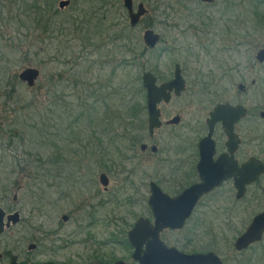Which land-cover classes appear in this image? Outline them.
<instances>
[{"label": "rangeland", "instance_id": "obj_1", "mask_svg": "<svg viewBox=\"0 0 264 264\" xmlns=\"http://www.w3.org/2000/svg\"><path fill=\"white\" fill-rule=\"evenodd\" d=\"M35 1L0 0V81L6 79L5 73L9 75L7 79L12 80L14 76L18 79V75L29 67L41 71L33 88L16 81L15 91L18 95L15 97L7 96V82H0V200L7 213L19 211L21 215V222L2 234L0 255L3 257L0 264H9L11 255H17L20 264L50 261L56 264H114L119 260L138 264L132 259L134 249L128 241V232L140 217L152 223L154 221L148 206L150 182H156L172 196L171 188L177 187L176 182L181 183L182 178L168 176V169L163 167L160 170L166 171L159 175L157 163L162 157L142 155L139 149H133L132 142L121 146L125 151L123 156L133 157L131 161L111 152L116 157V167L112 171L101 168L99 162L96 165L94 162L98 158L92 156L94 150H91L95 135L102 132L96 122L101 121L103 104L120 105L122 95H118L113 85L119 88L121 84H128L136 89L133 93H137V100L145 105L143 72L155 73L161 84L173 78L175 63L184 62L186 91L181 97H173L169 104L162 105L163 121L180 116L181 124L165 126L157 131L156 141L167 146L178 137L195 138L197 128L205 121L210 106L241 100L246 103L250 115L257 118L256 127L262 132V140L255 144L254 155L263 160L264 122L259 112L264 108V65H256L255 70L246 77L242 65L246 66L249 60L252 65L253 61L256 63L255 55L258 49L264 47V31L254 34L249 28L254 10L264 11V4H261V0H217L212 6L193 3V0H134L135 7L143 3L148 14L138 27L125 33L127 35L123 41L111 42L109 39L116 31L110 25H115L117 29L116 25L124 24L127 19L123 0H70L71 5L66 9L59 8L62 0H39L41 10L46 12L40 26L36 22V12L32 10ZM72 20H84L85 25V21H92L89 34L92 44L85 41L82 30L70 24ZM101 20L105 30L100 32L95 27L96 22ZM127 22L130 26L129 19ZM234 24L240 41L236 51L214 55L212 48L209 49L211 53L207 54L202 34L207 30L205 28L211 26V31L219 29L225 34L224 30L233 28ZM47 25L51 29L47 28L49 32L41 37L44 41L40 42V33H35L34 29L39 28L41 32L42 27ZM118 27L120 30L121 27ZM148 28L162 36V42L155 52L146 50L143 41V34ZM245 36L249 37V47L241 44ZM39 50L43 52L37 55ZM55 52L60 57L62 55L66 63L64 66L53 62ZM50 61L53 63L50 64ZM57 68L64 70V83L58 89L60 93L63 92V99L70 103V115L65 113L64 102L60 108L56 98L49 95L44 87L46 75ZM208 71H212L214 78L221 81L200 78L202 74L207 76ZM87 79L88 84H96V90L109 85L112 87L88 96L75 87L76 82L80 85L81 80ZM252 80L256 81L254 85ZM241 85L248 88L245 95L240 93ZM211 89L216 92L211 93ZM103 96L106 98L103 99ZM98 97L99 102L95 104L97 111L92 117L96 124L93 130L86 111ZM33 99L38 109L43 108L44 117L51 109L55 111V118L56 115L62 117L64 124L61 128L69 124L65 132L69 141L61 147L69 143V148L64 149L71 154L63 156V150L58 154L51 146L43 154L44 163L48 159L53 160V155L63 156L62 173L56 165L38 162L35 153H32L35 161L31 163L30 159L27 171L21 172L22 167L16 166L15 159H27L25 151H29V143L22 146L18 137L11 136L10 129L16 128L15 133L26 130L30 134L31 128L25 122H30L29 117L33 114ZM20 107L29 110L16 114ZM38 109L35 111L37 116ZM77 115L80 117L76 121ZM46 117L49 118V115ZM140 119L142 122L136 127L138 135L147 127V111ZM13 120L16 125H13ZM54 133L57 135L56 129ZM52 139L55 142L56 136H52ZM27 141L26 138L25 143ZM244 148L248 151L247 145ZM76 150L82 157L72 155ZM86 150L89 152L87 157L84 154ZM249 155H252V151ZM121 167L122 172L117 174ZM49 169H52L50 176ZM102 172L110 176L108 190H104L99 182ZM263 182L264 176L248 187L245 198L240 201L236 200L233 185H224L220 191L199 203L183 230H165L161 239L169 247H176L186 254L203 253V245L210 243L214 246L211 251L219 254L225 264H245L244 260L247 264L253 263L248 260L249 257H238L233 245L253 217L264 209ZM63 215L69 217L68 222L62 220ZM212 239L214 241L211 243ZM30 244H35L36 249L29 251ZM263 255L256 257L254 263L257 264Z\"/></svg>", "mask_w": 264, "mask_h": 264}, {"label": "water", "instance_id": "obj_2", "mask_svg": "<svg viewBox=\"0 0 264 264\" xmlns=\"http://www.w3.org/2000/svg\"><path fill=\"white\" fill-rule=\"evenodd\" d=\"M199 1L212 2L214 0ZM134 4V0H123V7L127 11L131 28H136L141 19L148 14V9L143 3H139L136 7ZM69 5V0H62L59 3V8L64 9ZM143 41L149 49H154L160 43L161 35L153 29H148L143 34ZM255 58L259 63L264 64V48L257 51ZM40 76L39 69L29 67L19 74V79L27 83L29 87H34ZM142 84L146 90L148 131L150 135H153L154 131L160 129L163 125L159 106L162 103H169L172 94L176 97L181 96L186 91L187 83L182 76L180 65L177 64L173 79L159 84L157 77L152 72L147 71L142 75ZM247 113L245 106H233L230 103L218 104L210 113V118L207 121L209 133L202 138L199 145V182L194 183L176 197H171L163 192L156 183L151 182L148 206L151 209L154 221L152 223L149 219L140 217L128 232V241L134 249L132 259L138 264H224L223 258L214 251L186 254L176 247H169L161 239V234L165 230L179 231L184 229L204 196L222 187L228 180H233L236 189V200L240 201L246 196L248 187L264 176V162L262 160L251 157L239 167L233 156L241 143L239 136L235 133V127L247 116ZM259 116L264 120V108ZM179 123L180 117L177 116L170 120L168 125ZM218 123L222 124L228 135L227 145L231 155H221L214 161L215 145L212 136ZM146 148L147 145L142 146V149ZM100 183L107 190L110 183L109 178L102 174ZM262 192L264 194V182ZM62 220L67 222L69 217L63 215ZM20 222V212L7 213L0 200V235L17 226ZM263 240L264 209L253 217L246 230L234 241L233 247L237 253H241L248 251L252 246L261 243ZM28 248L34 250L36 245L30 244ZM2 257L0 255V259ZM9 264H19L18 256L11 255ZM114 264L127 263L119 260Z\"/></svg>", "mask_w": 264, "mask_h": 264}, {"label": "flooded vegetation", "instance_id": "obj_3", "mask_svg": "<svg viewBox=\"0 0 264 264\" xmlns=\"http://www.w3.org/2000/svg\"><path fill=\"white\" fill-rule=\"evenodd\" d=\"M216 1L217 0H214L212 2H202V1H199V0H193L192 2L193 3H201V4L212 6V5H214L216 3ZM70 5H71V1H70ZM69 6H67L66 8H68ZM189 16L198 17L197 15H194V14H190ZM212 21H214V19ZM210 28H211V26H207L205 28L207 30H204L203 33H202L203 37H204V42L203 41L202 42H203L204 46L207 48V50H206L207 54L211 53L210 50L212 48L214 50V55L215 54L218 55L219 53L223 54L226 51H232L234 53L236 51V49L240 46L239 35L237 33H235V30H236L235 29V24H234L233 28L225 29L224 30L225 34L223 32H219V29L216 30V32H215V31H213V29L211 31ZM148 29H146V30H148ZM245 37L246 38L243 39L241 44L242 45H247V47H249L250 46L249 37L248 36H245ZM161 42H162V36H161L160 43ZM160 43L154 49H149L147 47L146 50L151 51V52H153V51L155 52V50H157V47L160 45ZM262 48H264V47H262ZM215 60H216V57L214 58V61ZM254 60L256 61V63L253 61V65L250 63V60H249L248 63H246V66L242 65V69L245 70V74H244L245 77L249 76L250 73L255 70V66L256 65H258V66H263L264 65V64L259 63L256 60V58ZM177 64L180 65L181 71H182V76L185 79V75L184 74H186V68H184L183 65L180 64V63H175L174 64V71H175V67H176ZM59 65L62 66V63L59 62ZM184 66H186V65L184 64ZM56 71L61 72V70L58 69V68L56 69ZM174 71H173V77H174ZM226 72L229 73V71H226ZM50 73H51V71L49 72V74L46 75V80H45L44 87L46 89V92L49 93V95H52V96L53 95H58L60 93V90L58 88L62 84V81H60L58 79V77L59 78L62 77V74L58 73V75L53 76V75H50ZM153 74L156 76L155 73H153ZM202 76L203 77H200V78H203L204 80L221 81V80H217L216 77L214 78L212 71H208V75L207 76L204 75V74H202ZM157 79H159V78L157 77ZM243 80H245V79H242V81ZM18 82H20L22 85H27L28 86L27 83H24V82H22L19 79V75H18ZM255 83H256V81L252 80V84L254 85ZM242 86H243V88H242ZM244 87H245V89H244ZM29 88H33V87H29ZM239 90H240L241 94L245 95L247 93V91H248V88L245 85H241L239 87ZM210 92L213 93V92H216V90L211 89ZM181 96H179V97H181ZM173 97L177 98L174 94H172L171 101L173 100ZM240 101L241 100H239L237 103H234V102H231V101L219 102V103H216L214 106L213 105L210 106L211 109L208 112V115H207L205 121L203 123L201 122L200 126H198V128H197L198 135L195 136V138L191 139V138H184V137L183 138H179L178 137L175 140H172V142L170 144H168L167 146H165V145L162 146L156 141L155 133L157 131L161 130L165 126H168V127L169 126H179L181 124V117L179 116L180 117V123L179 124L168 125V122L170 120H172L174 117L169 119L168 121L164 122L163 121V114H162L161 115V120L163 122V125H162V127L160 129L155 130L153 135H150V133L148 131V119H147V127L146 128L144 127L143 131L139 134V137H138V139L136 141V144L133 145V149L134 150L135 149L136 150L139 149L142 155L151 154L153 156L162 157L160 162L157 163V166H158L159 170H160L161 167H163L165 169H168L167 173H166V174H168V176H170L172 178H175V177L182 178L181 183L176 182L177 187H172L171 188L172 189V194H173L171 197L178 196L185 189H187L188 187H190L194 183L199 182V172H198V164L200 162V148H199V145H200V141L202 140V138L207 136L208 133H209V127L207 125V121L210 118V113L214 110V108L218 104L230 103L233 106L243 105V106H245L247 108V111H248L247 116L243 120H241L235 127V133L239 136V138L241 140V143H240L237 151L234 153L233 156H234V159L237 162L239 167L243 163L248 161L251 157H256L254 155V148H255V144L258 142V140H259V142L262 140V132H260L257 129V127H256L257 118H255V116L252 117L250 115V113H249V109H248L246 103H243V101H241V102ZM169 103H167V104H169ZM163 104L167 105L166 103H162L159 106V108L161 109V113H162V105ZM146 105H147V103H146ZM206 108H208V106ZM261 110H260V112H261ZM260 112H259V114H260ZM147 113H148V111H147ZM175 117H177V116H175ZM262 121L264 122V120H262ZM247 134H248V137H247ZM212 139H213L214 145H215L214 161H216L221 155H224V154L231 155L230 151H229V148H228V145H227V142H228L229 138H228V135L226 134V132H225V130H224V128H223L221 123H218L215 126ZM114 143L120 144L121 143V139H119V138L104 139V140L102 139V144H98L97 140L93 139V145H92V150L91 151L94 150V153L93 154L91 153V154H92V156L94 155V157L98 158L94 163L97 165V163L99 162L101 168H104L107 171H112L116 167V164L114 162V159L116 157L114 155H112L111 152H114V153L120 155L121 157L123 155H125V154H123L125 151L122 149V147H121L122 145L120 144V147H119V150L122 151V154H120L118 152V148L114 145ZM143 145H147V148L146 149H142ZM245 145L248 146V151L245 150V148H244ZM96 149H98V150H97V153L95 154ZM250 151H252V155H249ZM122 158L124 160H130L131 161V159L133 157L126 158V157L123 156ZM258 159H260V158H258ZM260 160H262V159H260ZM262 161L264 162V159ZM123 166H124V164L122 165V167ZM122 167H121L120 171L117 172V174L122 172ZM156 170H157V167H156L155 171ZM164 171H166V170H162V171L160 170L159 172L157 171V173L160 175ZM102 174H105L108 178L110 177V176L107 175V172H102L100 174V176ZM100 176H99V179H100ZM99 182H100V180H99ZM109 182H110V178H109ZM151 182H154V181H151ZM151 182H150V184H151ZM154 183H156V182H154ZM228 184H232L233 187H234V183H233L232 179L228 180L227 182H225L223 184V186L224 185H228ZM109 185H110V183H109ZM222 187L214 190L212 193L208 194L207 196L212 195V194L216 193L217 191H220V189ZM234 189H235V187H234ZM104 190H105V188H104ZM107 190H108V188H107ZM162 191H163V189H162ZM235 191H236V189H235ZM150 194H151V192H150ZM207 196H204V198L207 197ZM190 219L187 221V223L190 221ZM186 226H187V224H186ZM179 231H181V230H179ZM29 251H33V250H29ZM203 253H205V252H203ZM9 260H10V257H9ZM18 261H19V258H18ZM19 264H20V262H19ZM34 264H36V263H34ZM37 264H56V263L50 261V262H43V263L39 262Z\"/></svg>", "mask_w": 264, "mask_h": 264}, {"label": "trees", "instance_id": "obj_4", "mask_svg": "<svg viewBox=\"0 0 264 264\" xmlns=\"http://www.w3.org/2000/svg\"><path fill=\"white\" fill-rule=\"evenodd\" d=\"M261 4H264V0H261ZM260 4V5H261ZM40 3H39V0H36L35 3L32 5V10L36 12V19L38 22V25H42V17L45 16V11L41 10L40 8ZM254 17H253V20L251 22V24L249 25V28L252 29L251 32H253L254 34H258L259 32H262L264 31V11H260L258 9L254 10ZM127 19H126V22L124 24H117V29L115 28V25L111 24V28L116 31V34L113 35L109 40L111 42H121L125 39V33H127V31L131 30V27L128 25V15H126ZM110 18V17H109ZM112 21V19H111ZM86 25L84 24V20H81V21H73L70 23L72 24L77 30L80 29L84 32L85 36V41L89 44H92V39L89 38V34L91 32V23L92 21L89 20V21H85ZM246 23H249V22H246ZM84 24V25H83ZM104 23L103 21L101 20V22H96V27L95 29H100V32L101 31H104L105 29H103ZM120 26V30H119V27ZM44 27V28H43ZM42 27V31L40 32L39 28L37 29H34V32L35 33H40L39 34V37H38V41H44L41 39V37L43 38V36L45 35V33L49 32L48 29H51V26H43ZM54 28V26H52ZM48 28V29H47ZM54 29L51 30V32H53ZM89 44V45H90ZM129 46V44H128ZM130 47V46H129ZM128 47V48H129ZM39 53H36L37 55L40 54L41 52L43 51H38ZM54 59L53 62H56V63H59L61 62L62 65L64 66L66 63L63 62V59H62V55L60 57V54L59 53H54V56H53ZM50 61V64L53 63ZM61 72L59 71H53L50 73V75H58V73H61L62 74V77L64 78V70L60 69ZM5 76H6V79H4L3 81L1 80L0 82L3 83L4 81L7 82V96L9 97H15L17 96L18 94H16V91H15V88H16V85H17V82H18V79L14 76L13 79H7L9 77L8 73H5ZM62 77H58V79L60 81L64 80ZM113 79V78H112ZM89 79L87 80H81V84L79 85L78 82L75 83V87L79 89V92H82V93H86L88 96H94L97 92H102V90H106L107 88H110L112 87V85H109V86H106V87H100L99 90H96L94 89L95 85L93 84H88V81ZM17 81V82H16ZM62 83H64V81H62ZM113 88H116L117 89V93L118 95H122V103L120 105H117V104H113V105H109V104H103V112L101 113L102 114V118H101V121L100 122H96V124L98 126H100L101 128V133L98 134V135H95V139L97 140V143L98 144H102V139H114V138H119L121 139V145L124 146L125 143H129V142H132L133 145L136 144V141L139 137L138 134H136V131H137V126H138V123H141V115H143V113H145V111H147V105H142L138 100H137V93H133L134 90H136L135 88L129 86L128 84H121L119 86V88L117 87H114L113 85ZM142 89V88H141ZM142 91V90H141ZM140 92V91H139ZM90 93V94H89ZM126 94V95H125ZM139 94V93H138ZM53 97L56 98V101H57V104L60 106V108H62L64 105H65V113L67 115H70L71 114V106H70V103L68 104L63 98L64 95H63V92L62 93H59L58 95H53ZM101 97V96H100ZM100 97H98V99L95 100L94 102V105L91 106V107H88L87 108V111H86V115H87V118L88 120L90 119L91 122L89 121V125L92 127L93 129V125H96L95 124V121H92V117L95 115L97 109L95 108V104L97 102H99V99ZM106 97L103 96V99H105ZM35 99H33V101L31 102L34 106L32 109V112L33 114L30 115L29 117V120L30 122L26 121L25 123L26 124H29L28 126L31 128V131H30V134L27 133L26 130H24V132H16L15 131L17 130L16 128L14 129H10V133H11V136L14 137V138H19L20 141H22V146H25L26 144L29 143V151H25L27 154V159L24 161V157L22 158V160H17L15 159L16 161V166L18 165L19 167L21 166L22 169H21V172H24V171H27V163L29 164L30 163V159L32 158L31 160V163L32 161H35L33 159V155L32 153H35V155L38 157V162H42L44 159H43V154L44 152L46 153V148L48 146H51V149H55V151L59 154V152H61V150H63V153L62 155H70L71 153L67 152V150H65L64 148H69L70 144L67 143L64 145V147H61L63 146V143L64 142H67L69 141V139L67 138V136L65 135V132L67 131V127L69 126V124H67L66 127H62L63 126V121L62 120V117L59 116V115H56V118L54 116L55 114V111L49 109V113H47L45 115V117L43 116V108L41 109H38V105H36ZM64 102V105L62 106ZM56 104V105H57ZM39 110V115H35V111L36 110ZM27 110L29 109H26L24 107H20V109L16 110L15 113L16 114H19L20 112H27ZM49 115V118H47L46 116ZM52 117H51V116ZM80 116H76V121L78 120ZM92 123V124H91ZM46 124H47V128H46ZM73 123H70V125H72ZM13 125H16V123L14 122L13 120ZM12 126H10L9 128H11ZM15 127V126H13ZM55 129H56V134L57 135H53V133L55 132ZM94 130V129H93ZM118 133H117V132ZM55 134V133H54ZM52 136H56V141L53 142V139H52ZM22 137V138H21ZM97 137V138H96ZM24 138V139H23ZM28 139V141L25 143V139ZM129 140V141H128ZM18 141V139H17ZM51 141V144H49V142ZM264 142V138H263V141ZM261 142V143H262ZM120 144H116L114 143V145L118 148V152L120 154H122V151L119 150V147H120ZM88 148V147H87ZM88 151L86 150L84 152L85 156L87 157L88 156ZM52 155V154H51ZM73 156H76L77 158L79 157H82L81 153L79 151H74V153H72ZM45 156V155H44ZM63 156L61 155H53L54 159L53 160H47L45 163H43V165H47V164H50V165H53V166H57V169H59L62 173V169H63V161H62V158ZM36 167H39V166H36ZM36 167H34L35 169H37ZM53 169H56L53 168ZM52 169H49L48 170V176H50V173ZM57 178V175L55 176V179ZM66 178V176H65ZM4 235L0 236V239L3 238ZM217 236V235H216ZM215 236V237H216ZM126 237V233L125 235L123 236V238L125 239ZM116 240H118L116 238ZM214 240L212 239L211 240V243L213 242ZM228 244H230V241L228 240ZM203 247L205 249L202 250V252H209L211 251L214 247L212 244H208L206 243L205 245H203ZM229 248H231V246H228ZM264 253V245H262V242L257 244V245H254L252 246L248 251H244V252H241V253H236V255L239 257L241 256L243 259H245V257H249L248 260L250 261H253V263L251 264H255L254 263V260L256 259V257L258 256H261V254ZM6 256L9 255V253H5ZM253 256V257H252ZM264 255L258 260L257 264H264V261L262 262V260L264 259L263 258ZM244 263L247 264L248 262L246 260H244ZM225 264V263H224Z\"/></svg>", "mask_w": 264, "mask_h": 264}]
</instances>
